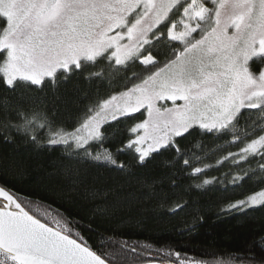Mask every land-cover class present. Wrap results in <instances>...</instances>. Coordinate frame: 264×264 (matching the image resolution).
Returning a JSON list of instances; mask_svg holds the SVG:
<instances>
[{
    "label": "snow or ice",
    "instance_id": "obj_1",
    "mask_svg": "<svg viewBox=\"0 0 264 264\" xmlns=\"http://www.w3.org/2000/svg\"><path fill=\"white\" fill-rule=\"evenodd\" d=\"M0 146V264H264V231L226 261L100 232L264 212V0H0ZM42 154L51 201L17 187Z\"/></svg>",
    "mask_w": 264,
    "mask_h": 264
},
{
    "label": "trees",
    "instance_id": "obj_2",
    "mask_svg": "<svg viewBox=\"0 0 264 264\" xmlns=\"http://www.w3.org/2000/svg\"><path fill=\"white\" fill-rule=\"evenodd\" d=\"M12 151V147L0 146V153H11ZM16 151L20 152L25 159H29V153L24 150L23 146ZM49 167V154L31 157L32 170L29 179L26 183H18L17 187L25 193L47 197L51 201L53 198L46 191L47 180L42 175L44 170ZM239 191H230L225 194L213 189L201 195L194 194L193 199L206 210L205 220L197 226L194 232L183 236L179 235V231L185 213H181L179 216H154L139 228L115 222L101 224L100 232L105 240L113 238L119 241L127 240L129 243L152 244L154 247L170 244L196 259L226 261L243 247L246 240L256 233L264 231V212L262 211L253 212L248 217H217V209L214 205L225 196L238 195ZM54 207H66V205H61L59 201H56ZM209 208L211 211H207ZM89 235L94 245L100 242L99 236L94 233Z\"/></svg>",
    "mask_w": 264,
    "mask_h": 264
}]
</instances>
